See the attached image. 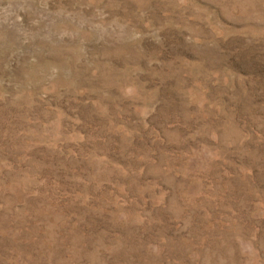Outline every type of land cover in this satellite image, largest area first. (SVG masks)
I'll return each mask as SVG.
<instances>
[{
    "label": "rangeland",
    "instance_id": "rangeland-1",
    "mask_svg": "<svg viewBox=\"0 0 264 264\" xmlns=\"http://www.w3.org/2000/svg\"><path fill=\"white\" fill-rule=\"evenodd\" d=\"M0 264H264V0H0Z\"/></svg>",
    "mask_w": 264,
    "mask_h": 264
}]
</instances>
